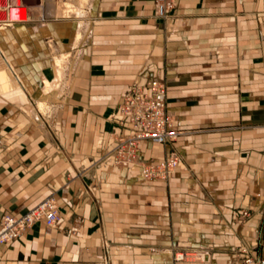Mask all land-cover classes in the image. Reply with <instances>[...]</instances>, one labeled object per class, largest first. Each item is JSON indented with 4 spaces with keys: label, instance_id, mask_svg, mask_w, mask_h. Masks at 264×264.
<instances>
[{
    "label": "crops",
    "instance_id": "1",
    "mask_svg": "<svg viewBox=\"0 0 264 264\" xmlns=\"http://www.w3.org/2000/svg\"><path fill=\"white\" fill-rule=\"evenodd\" d=\"M84 10L0 29V222L50 197L60 210L0 245V264H239L240 247L264 258V0H178L165 18L154 0ZM151 78L183 131L140 144L148 162L179 156L166 180L110 157L124 93Z\"/></svg>",
    "mask_w": 264,
    "mask_h": 264
},
{
    "label": "built area",
    "instance_id": "2",
    "mask_svg": "<svg viewBox=\"0 0 264 264\" xmlns=\"http://www.w3.org/2000/svg\"><path fill=\"white\" fill-rule=\"evenodd\" d=\"M156 14L165 18L172 13L178 0H154ZM13 7L9 6V19L21 22L19 16L14 17ZM118 126L127 132L118 137V143L110 153L111 159L121 166L136 165L140 168V175L145 179H167L176 171L180 159L176 153H170L165 159L157 162L145 161L140 153V144L151 140L158 143L176 141L183 133L176 125L173 113L168 109V85L166 81L151 78L145 83L137 84L127 90L115 113ZM250 214L244 211L242 217ZM60 220V210L54 197L47 198L29 209L16 215L6 213L0 222V245L9 243L23 235L35 223L43 221L48 225H55ZM239 264H264V258L252 253L247 247L238 249ZM209 251L184 250L177 253V259L198 258L205 260Z\"/></svg>",
    "mask_w": 264,
    "mask_h": 264
},
{
    "label": "rangeland",
    "instance_id": "3",
    "mask_svg": "<svg viewBox=\"0 0 264 264\" xmlns=\"http://www.w3.org/2000/svg\"><path fill=\"white\" fill-rule=\"evenodd\" d=\"M54 1L57 6V13L55 14L56 16H67L74 14L78 15L84 13L85 12L84 9H87L90 3V0H54ZM15 5L21 6V8L13 7V8H20V12L17 15H14V17L19 16V19L23 20L21 22L10 21L9 19V10H10L9 6H15ZM45 11H46L45 0H0V29L2 30L8 27H13V26L15 27L19 25H31L32 23L30 22H46L48 21L47 17L49 16ZM57 59H60V61L58 60L57 63L61 65V63L66 60V57L63 56L62 58H57ZM13 72H15L14 69ZM16 75L18 76L20 81H22L21 74L17 72ZM36 105L42 117L49 118L53 115L52 114L53 109L51 108L50 104L41 101ZM40 222L43 221H39L37 223Z\"/></svg>",
    "mask_w": 264,
    "mask_h": 264
},
{
    "label": "bare ground",
    "instance_id": "4",
    "mask_svg": "<svg viewBox=\"0 0 264 264\" xmlns=\"http://www.w3.org/2000/svg\"><path fill=\"white\" fill-rule=\"evenodd\" d=\"M46 13L48 16H55L57 13V6L54 0H45ZM20 12V8H13L14 15H17ZM60 61V59H57Z\"/></svg>",
    "mask_w": 264,
    "mask_h": 264
}]
</instances>
